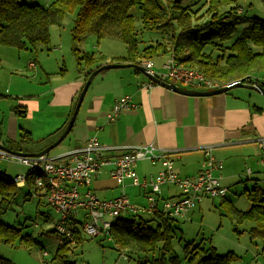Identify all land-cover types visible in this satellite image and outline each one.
<instances>
[{"label": "crops", "instance_id": "obj_1", "mask_svg": "<svg viewBox=\"0 0 264 264\" xmlns=\"http://www.w3.org/2000/svg\"><path fill=\"white\" fill-rule=\"evenodd\" d=\"M13 55L16 56L17 64L12 67L9 60L11 56L0 55V101H5L4 110L8 109V122H13V128L10 124L7 133L4 132L6 115L1 109L0 142L6 145L3 142L5 134L6 142L18 141L14 137L15 122H26L20 130L29 131L33 143L22 146L23 152H39L55 142L66 128L86 82L85 73L90 69L95 70L99 65L119 63L113 59L125 54H93L95 57L103 56L104 60L91 68L86 67L82 73L78 72L77 64L69 69H53L45 65L44 61L39 62V57H34V67L29 66L32 61L28 60L24 68L20 57L27 59L29 55ZM151 61L154 72L162 73V67H156L154 60ZM23 69L31 70L33 76L22 73L14 79V72ZM5 70L10 72L6 74ZM254 78L264 87L261 83L264 72ZM147 81L150 79L135 68H110L95 74L82 99L74 124L62 140L65 150L52 156L79 148L94 137L109 146L152 144L170 153L174 170L180 177H189L200 171L205 155L203 147L210 145L213 146L212 153L223 161L220 173L222 180L227 182L238 176L233 164H245L248 159L259 156L256 139L264 137V95L246 87H234L239 90L230 89L215 95H186L156 83L151 88L141 85ZM122 96H129L135 107L122 111L111 121L108 114L114 101ZM15 107H18V111H15ZM112 169L113 165L103 166L93 176L92 188L96 195L102 199H111L119 196L122 191L127 194V188H131L130 195L127 194L131 202L145 205L143 190L132 185L129 180L125 181L124 186L118 185L111 175ZM161 169L160 162L140 161L136 165L141 177L155 174ZM30 186L26 188L30 190ZM98 191L102 196L98 195ZM179 194V189L169 184L162 187L160 197L166 199Z\"/></svg>", "mask_w": 264, "mask_h": 264}, {"label": "trees", "instance_id": "obj_2", "mask_svg": "<svg viewBox=\"0 0 264 264\" xmlns=\"http://www.w3.org/2000/svg\"><path fill=\"white\" fill-rule=\"evenodd\" d=\"M195 2L54 0L44 7L26 4L22 0H0V45L18 50H37L47 46L50 27L60 25L66 13L76 12L71 35L79 73L104 60L103 56L81 53L77 47L87 34L93 33L98 40L110 37L125 44V55L113 59L119 63L139 64L161 55H173L178 63L202 72L221 86L243 78L244 82L252 83L257 74L264 72V19L242 18L235 11L233 0H208L204 14L196 17L191 9ZM262 2L264 4V0ZM226 5L229 6L228 10L223 8ZM138 18L144 31L160 33L161 37L166 35V40L156 39L140 48L141 40L136 27ZM242 23L247 25L240 36L225 46L236 26ZM207 47L211 49L205 51ZM217 50L220 54H214ZM91 72L92 69L85 73V81ZM247 76H250L249 79ZM14 109L18 111V107ZM32 143L31 133L21 129L18 141L8 142V147L23 151L22 146ZM19 189L13 178L0 172V242L31 248L39 245V242L31 234H23L24 227L9 226L1 217ZM246 194L251 202L250 207L239 210L228 204L225 216L235 223L252 224L248 233L251 240L260 243L259 254L264 258V189L255 186L252 190H246ZM151 217L149 220L134 215H131V219L119 217L109 230L115 248L127 253L153 255L152 260L139 261L138 264H180L173 246L176 233L172 221L175 219H163L160 215ZM151 221L156 222L155 226L149 224ZM81 241L82 236L78 232L75 244L59 243L49 264H75L71 261V255L73 248ZM183 248V257L188 264H231L235 259L234 253L220 255L214 247L204 248L189 243ZM0 264L15 263L0 255Z\"/></svg>", "mask_w": 264, "mask_h": 264}, {"label": "rangeland", "instance_id": "obj_3", "mask_svg": "<svg viewBox=\"0 0 264 264\" xmlns=\"http://www.w3.org/2000/svg\"><path fill=\"white\" fill-rule=\"evenodd\" d=\"M54 0H22L26 4H39L48 7ZM164 2V0H161ZM191 9L196 17L204 14L205 8L208 5V0H195ZM232 5L236 7V12L244 19H251L257 17L264 19V4L262 0H233ZM225 10L229 6L223 7ZM224 10V11H225ZM76 12H68L65 14L60 25H52L50 27V40L48 47L41 46L35 50L30 51H17L12 47L0 46V55H10V67L17 64L15 55L12 54H28L29 58L20 57L22 67L28 64V60L33 61L34 57H39L38 61H44L45 65H49L53 69L70 68L76 66L77 57L72 51V35L71 30L74 25ZM138 16V14H135ZM247 24H238L232 34L230 40L225 43V46L230 45L236 38H238ZM136 27L140 37V45L142 48L145 45L153 43L156 39L166 40L167 36L160 33L144 31L141 28L139 18L136 20ZM81 53H89L98 55L109 53H126L125 44L114 38L105 37L100 40L97 39L93 33L87 34L77 45ZM211 48H205L209 51ZM32 51V52H31ZM220 54V51L214 54ZM168 58L167 55H161L153 58L155 66L161 68L162 63ZM133 68V67H127ZM157 68V69H158ZM8 70H5L7 74ZM10 72V71H8ZM26 74L33 76L31 70L23 69L14 72L15 76ZM264 85V78L261 80ZM239 90L232 88L231 91ZM5 101H0V110L4 113L6 122H3V131L7 133V129L13 122H8L7 112L4 110ZM0 118L2 115L0 114ZM26 122H15V135L19 139L21 125ZM12 129L10 135H12ZM5 138L6 134H5ZM6 139L3 142L7 145ZM64 143L56 146L49 151L50 155H55L65 150ZM35 147H38L35 144ZM259 156L248 159L245 164H233L237 172V178L233 181H224L220 179V183L228 190L226 198H211L202 197L191 212L187 214L186 219H175L172 221V226L176 233V238L173 241L175 254L180 259V264H188L183 257L184 246L186 244L200 245L204 248L214 247L217 254L223 255L232 252L235 259L231 264H264V258L259 254L260 243L257 240H251L248 233L249 228L252 226L250 222L235 223L225 216L228 204L232 205L239 210H247L251 202L246 194V190H252L255 184L259 189H264V154L259 149ZM249 158V157H248ZM260 163V164H259ZM252 169V174H247L246 169ZM27 168L16 160H0V172L14 178L19 171H26ZM240 175V177H239ZM131 188H127V194L130 195ZM98 195L102 196L99 191ZM224 204L222 205V203ZM146 205V203H145ZM140 205V206H145ZM4 223L16 228L24 227L23 234H31L38 242L39 245L28 248L21 245H11L0 242V255L4 258L10 259L15 264H49V261L55 253L60 243V235L57 232L56 224L59 219V214L55 208L50 205L45 198L37 197L31 193V190L22 187L18 190L14 199L8 206L6 212L1 216ZM124 219H131V215L124 213ZM135 217H141L149 220L151 216L139 213ZM150 225L155 226L156 222H149ZM80 225L77 229L80 230ZM82 241L73 248L71 261L75 264H138V262H145L152 260L153 255H145L142 253H127L119 251L115 248L111 236L103 234L96 238L81 234ZM46 254H45V253ZM128 257L124 259V257Z\"/></svg>", "mask_w": 264, "mask_h": 264}, {"label": "built area", "instance_id": "obj_4", "mask_svg": "<svg viewBox=\"0 0 264 264\" xmlns=\"http://www.w3.org/2000/svg\"><path fill=\"white\" fill-rule=\"evenodd\" d=\"M139 64L160 79L197 90H211L221 86L202 72L178 63L173 55L162 63V73L154 72L151 60L146 59ZM34 65V61L29 63L30 67ZM257 80L254 78L255 82ZM154 84L151 80L141 83L146 88ZM134 107L135 103L129 96L119 97L114 101L108 117L111 121L115 120L119 113ZM256 142L264 154V137L256 139ZM212 149L210 145L203 147L205 155L201 169L189 177H180L175 172L170 153L162 148L152 144L109 146L95 137L88 139L79 148L56 156L47 153L24 157L0 149V160H16L27 168L15 175L14 182L20 188L27 187L30 182L31 193L45 198L60 216L56 224L60 243L75 244L78 232L91 238L101 234L109 235L113 223L124 213L186 219L188 212L202 197L225 198L228 190L220 183L223 161L212 153ZM140 161L160 162L162 169L141 177L136 170ZM262 163L264 165V160ZM106 165H113L111 175L118 185L124 186L125 181L129 180L132 185L143 190L145 206L132 203L124 191L111 199H102L96 195L92 188V178ZM246 172L251 174L252 171L247 168ZM169 184L176 186L180 194L163 199L160 197L162 187ZM78 224L80 230L77 229Z\"/></svg>", "mask_w": 264, "mask_h": 264}, {"label": "water", "instance_id": "obj_5", "mask_svg": "<svg viewBox=\"0 0 264 264\" xmlns=\"http://www.w3.org/2000/svg\"><path fill=\"white\" fill-rule=\"evenodd\" d=\"M122 67H133L135 69H138L139 71H141L142 73H144L151 81H153L156 84H160L161 86H164L166 88H169L175 92L178 93H182V94H186V95H215V94H220L223 92H226L234 87H246V88H250V89H254L255 91H257L258 93L264 95V87L262 85H260L258 82L253 81L252 83H246L244 82V79H239V80H234L231 81L223 86H220L216 89H211V90H192V89H186L183 88L175 83L172 82H168L165 81L163 79H160L156 74L150 73L148 72L143 66H141L140 64H136V63H107L104 65H101L100 67L96 68L95 70H93L91 72V74L89 75L88 79L86 80L80 95L78 97V101L76 103L75 109L71 115V118L69 119V122L66 126V128L64 129V131L62 132V134L59 136V138L53 142L52 144H50L49 146H47L46 148H44L43 150L39 151V152H23V151H18V150H13L11 148H9L8 146L4 145L3 143L0 142V149L10 152L12 154H16L19 156H24V157H33V156H38V155H42V154H47L49 153V151L51 149H53L55 146H57L66 136L67 134L70 132L78 109L80 107V104L82 102V99L86 93V90L90 84L91 79L93 78V76L95 74H97L98 72L104 70V69H110V68H122ZM250 76H247V78L249 79Z\"/></svg>", "mask_w": 264, "mask_h": 264}]
</instances>
